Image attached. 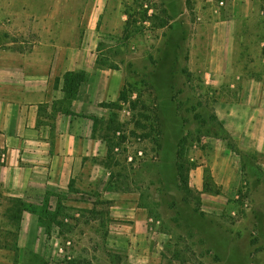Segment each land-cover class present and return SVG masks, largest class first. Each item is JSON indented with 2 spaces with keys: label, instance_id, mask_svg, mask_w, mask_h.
<instances>
[{
  "label": "rangeland",
  "instance_id": "374dc122",
  "mask_svg": "<svg viewBox=\"0 0 264 264\" xmlns=\"http://www.w3.org/2000/svg\"><path fill=\"white\" fill-rule=\"evenodd\" d=\"M96 2L0 0V52L42 47L51 21L56 36H81ZM255 5L249 22L264 28V0ZM108 6L93 31L94 79L107 90L118 84V94L96 119L98 173L59 203L31 204L42 213L49 264H264V159L232 137L217 113L218 92L201 77L211 49L204 5ZM13 207L0 193L2 264L21 257L14 246L24 213Z\"/></svg>",
  "mask_w": 264,
  "mask_h": 264
},
{
  "label": "crops",
  "instance_id": "0c3cea01",
  "mask_svg": "<svg viewBox=\"0 0 264 264\" xmlns=\"http://www.w3.org/2000/svg\"><path fill=\"white\" fill-rule=\"evenodd\" d=\"M195 1L211 18L203 28L211 49L203 56L201 77L218 92L217 113L232 137L264 159V36H257L264 34V28L249 22L259 9L257 0H231L221 16L212 15L204 0ZM108 5L109 0H97L87 10L90 15L81 22L85 30L79 37L76 32L66 39L56 36L51 21L47 26L53 28V36L41 42L42 47L0 52V193L4 197L52 205L91 186L95 179L93 159L104 153V144L94 136L95 121L108 110L101 104L114 101L118 94V84L107 90V82L94 79L97 36L93 31L109 12ZM29 12L27 8L25 13ZM73 24L76 30L77 20ZM253 44L257 50L250 48ZM23 218L17 264H38L34 256L49 264L39 215L27 211Z\"/></svg>",
  "mask_w": 264,
  "mask_h": 264
},
{
  "label": "trees",
  "instance_id": "16d2710c",
  "mask_svg": "<svg viewBox=\"0 0 264 264\" xmlns=\"http://www.w3.org/2000/svg\"><path fill=\"white\" fill-rule=\"evenodd\" d=\"M76 86H77V85L74 84V87H76ZM95 123H97V122L95 121ZM6 199L8 200L9 203H11L12 205H14L13 210L16 211L17 208H19V209L22 208L21 211H22L23 213H25V212H27V211L32 212V213H36V214L39 215V222L42 221V213L37 212L36 209H35L34 207L31 206V204L24 203L21 199L7 198V197H6ZM19 206H20L21 208H20ZM16 220H17V223H18V220H20V218H19V217H16ZM15 222H16V221H15ZM18 230L20 231V226L18 227ZM14 248H15V251H19V247H18V245H15ZM16 263H17V262H16ZM69 264H87V263H85V262H83V261H72V262H70Z\"/></svg>",
  "mask_w": 264,
  "mask_h": 264
},
{
  "label": "built area",
  "instance_id": "2783aa9c",
  "mask_svg": "<svg viewBox=\"0 0 264 264\" xmlns=\"http://www.w3.org/2000/svg\"><path fill=\"white\" fill-rule=\"evenodd\" d=\"M195 1V0H194ZM231 0H204L212 15L221 16Z\"/></svg>",
  "mask_w": 264,
  "mask_h": 264
}]
</instances>
